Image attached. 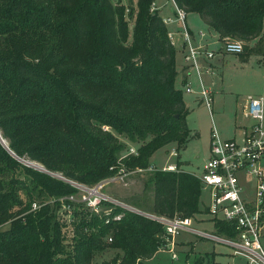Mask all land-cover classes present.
Wrapping results in <instances>:
<instances>
[{
	"label": "trees",
	"instance_id": "trees-1",
	"mask_svg": "<svg viewBox=\"0 0 264 264\" xmlns=\"http://www.w3.org/2000/svg\"><path fill=\"white\" fill-rule=\"evenodd\" d=\"M174 1L220 40H242L244 59L264 53V0ZM154 2L0 0V132L9 146L0 138V264H142L167 244L164 224L110 201L100 212L72 203L68 239L59 200L80 192L73 181L94 186L122 166L148 170L155 151L193 136L177 48ZM177 166L151 173V213L195 218L207 212L202 181ZM212 221L214 234L236 235ZM109 249L116 255L98 263ZM215 256L193 264H220Z\"/></svg>",
	"mask_w": 264,
	"mask_h": 264
},
{
	"label": "rangeland",
	"instance_id": "rangeland-1",
	"mask_svg": "<svg viewBox=\"0 0 264 264\" xmlns=\"http://www.w3.org/2000/svg\"><path fill=\"white\" fill-rule=\"evenodd\" d=\"M123 1L129 2V0ZM133 1L136 6L137 0ZM155 5L162 15L175 18L176 7L173 0H155ZM172 7L175 9L172 10ZM179 26L183 31L182 23L177 20L168 24L171 31L177 30ZM187 26L195 46L215 53L209 58L201 52L198 59L199 65H191L185 57L188 46L183 50L181 35L175 33L179 69L176 83L183 88L184 98L190 107L187 120L193 136L186 146L179 150L174 144L159 148L152 155L151 167L148 170L139 168L124 179L106 182L102 189L108 196L128 206L136 207L148 215L152 214L154 200V190L149 181L151 173L156 168H163L180 160L185 170L201 174L204 163L211 156L212 139L219 137L241 140L244 126H250L255 120L244 114L243 107L247 97L249 95L264 96V53H251L247 59H244L242 53L224 52L223 41L211 34L197 12L187 13ZM188 85L191 87L190 90H186ZM177 150L179 155L174 153ZM128 152V149H125L121 157ZM56 174L63 177L59 172ZM79 190L80 192L75 196L81 198L85 193L82 189ZM51 199V197H45L44 201ZM210 201V193L204 189L201 196L202 208L205 209ZM104 208L106 206L101 205V210L108 209ZM192 226L208 233L215 232L212 217L207 212L199 213L192 218ZM72 230L71 225L64 227L68 239L71 238ZM175 242L178 258L174 259L168 250L159 249L154 257L146 259L142 264H193L199 255L209 252L216 253L215 259L220 264H248L246 258L234 254L232 246L198 234L182 232L175 238ZM262 243L264 245V238ZM116 253L115 250L109 249L98 255L96 261L101 263L103 260L111 259ZM207 263L208 261H205L202 264Z\"/></svg>",
	"mask_w": 264,
	"mask_h": 264
},
{
	"label": "built area",
	"instance_id": "built-area-1",
	"mask_svg": "<svg viewBox=\"0 0 264 264\" xmlns=\"http://www.w3.org/2000/svg\"><path fill=\"white\" fill-rule=\"evenodd\" d=\"M155 2L153 8H155ZM175 18L163 17L165 23L178 20L183 26V36L188 51L186 60L192 65H199L201 52L209 58L213 51H205L197 47L191 40V33L187 26V12L176 5ZM171 41L175 44L174 32L169 30ZM224 52L241 53L244 49L243 41L227 37L223 41ZM187 90L191 87L188 85ZM245 115L254 118V122L242 131L241 140L236 138L222 139L214 137L211 142V156L206 160L201 174L196 173L203 185L210 193V204L206 207L212 219L223 220L236 227L235 236H219L196 229L192 226V218H169L166 216L148 215L165 225L167 244L160 250H168L174 259L178 258L175 251V238L182 232L198 234L201 237L224 242L234 248V254L248 260V264H264V96L249 95L246 99ZM136 147L131 146L128 153H135ZM178 154V152H174ZM124 156V155H123ZM165 169H178L176 163L164 166ZM125 167L111 177L105 178L92 187L73 181V185L82 189L85 194L81 198L75 195L59 198L62 203L61 215L63 220L70 222L72 203L80 202L95 212H100L103 201L121 205L120 202L103 192L106 182L124 179L128 173ZM39 204L34 203L33 209ZM131 207V206H130ZM134 208V207H132ZM136 209V208H135ZM138 210V209H137ZM110 212V211H109ZM121 218L117 215L115 219Z\"/></svg>",
	"mask_w": 264,
	"mask_h": 264
},
{
	"label": "water",
	"instance_id": "water-1",
	"mask_svg": "<svg viewBox=\"0 0 264 264\" xmlns=\"http://www.w3.org/2000/svg\"><path fill=\"white\" fill-rule=\"evenodd\" d=\"M210 30L214 33V34H216L217 33V31L213 28V27H211L210 28ZM0 138H1V140H2V142L7 146V147H9L8 146V144H7V142L5 141V139L2 137V135H1V132H0ZM25 163H27V164H29V165H32V166H34V167H36V168H39V169H42V170H45V171H47V172H50V173H52L51 171H49V170H47L42 164H40V163H33L32 161H30V160H25V159H23V158H21ZM52 174H54V173H52ZM128 209H130V210H133V211H135V212H138V213H141V214H143V215H146V216H148V214L147 213H145V212H142V211H140V210H137V209H135V208H132V207H130V206H126Z\"/></svg>",
	"mask_w": 264,
	"mask_h": 264
},
{
	"label": "crops",
	"instance_id": "crops-1",
	"mask_svg": "<svg viewBox=\"0 0 264 264\" xmlns=\"http://www.w3.org/2000/svg\"><path fill=\"white\" fill-rule=\"evenodd\" d=\"M174 1V0H173ZM174 5H175V7H176V3H175V1H174ZM175 9V8H174ZM173 9V7H172V10H174ZM174 12H175V10H174ZM199 14V13H198ZM169 16V15H168ZM163 17H166L165 15H163ZM201 17V16H200ZM202 18V17H201ZM203 20V19H202ZM175 21V20H174ZM178 21V20H177ZM204 21V20H203ZM173 22V21H172ZM178 22H180V21H178ZM186 22H187V19H186ZM204 23H205V25H206V27L208 28V30L211 32V34H213V35H215V36H217V37H219L218 36V34L216 33V34H214L211 30H210V28L211 27H209L208 26V24L204 21ZM169 24V23H168ZM174 32V37H175V33H179L180 35H181V44H182V47H183V50H184V48L186 47V44H185V41H184V36L182 35V31H181V27L179 26V28L177 29V30H175V31H173ZM192 65V64H191ZM188 67H189V64H188ZM185 71V70H184ZM189 73H191V72H189ZM185 77H187V75L185 76ZM185 83H186V80H185ZM187 90V89H186ZM247 102V101H246ZM188 104V103H187ZM246 104L247 103H245V105H244V107H243V111H245V107H246ZM244 114H245V112H244ZM249 125H246V126H244V128L245 127H248ZM243 131V130H242ZM177 152H178V155H179V151L177 150ZM177 164V163H176ZM183 167V166H182ZM132 172H134V171H131L130 173H132ZM130 173H128V175L130 174ZM127 175V176H128ZM126 176V177H127ZM134 208H136V207H134ZM138 209V208H137Z\"/></svg>",
	"mask_w": 264,
	"mask_h": 264
},
{
	"label": "bare ground",
	"instance_id": "bare-ground-1",
	"mask_svg": "<svg viewBox=\"0 0 264 264\" xmlns=\"http://www.w3.org/2000/svg\"><path fill=\"white\" fill-rule=\"evenodd\" d=\"M33 163H35L36 164V162H33ZM38 164V163H37Z\"/></svg>",
	"mask_w": 264,
	"mask_h": 264
}]
</instances>
